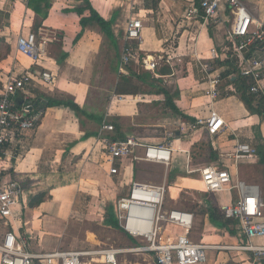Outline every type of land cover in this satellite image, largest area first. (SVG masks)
<instances>
[{"label": "crops", "instance_id": "1", "mask_svg": "<svg viewBox=\"0 0 264 264\" xmlns=\"http://www.w3.org/2000/svg\"><path fill=\"white\" fill-rule=\"evenodd\" d=\"M49 1L51 6L48 16L43 18L30 8V0H0L2 24L0 37L5 38L11 46V52L0 62V73L8 74L15 63L21 69H29L32 66L28 58L17 54L16 41L22 32L27 34L29 31H35V26L41 24L39 30H42L50 41L47 55L34 69L37 72H53L56 75V83L47 91L44 88L36 90V99L39 93L59 99L70 98L88 115V117H79L73 110L64 106L45 109V115L36 130L28 132L26 134L28 139H23L25 143L21 148V154L11 162L0 161V167L5 166L8 177L17 180L24 191L23 202L17 208V217L7 221L8 228L23 237L29 244L31 252L101 249L100 243L95 245L87 240L86 248L81 250L70 249L68 246L70 244L66 242L67 234L73 230L69 226L70 221L81 224L82 217L86 216L84 211H77L78 203L93 200L97 194L102 201L99 212V216H102V225L106 206L109 204L113 205L114 216L119 223L115 207L117 199L110 201L104 199L119 190L126 191L123 196L127 195L132 183L140 182L138 176L140 164L164 168V178L160 185L164 182L174 185L181 181V176L178 175L184 172L180 170L179 173H174L173 163L180 157L185 158L187 163V154H176L168 169L163 165L148 164L133 159L118 161L116 167L119 169V175H110L112 165L99 138L104 122L112 124L115 128L114 132L103 134V138L107 137L112 141H125L129 137H135L145 143L165 144L168 143L169 134H174L183 139L182 147L190 153L192 168L218 165L222 169L231 171L235 180L259 186L261 189V183L251 181L247 170L256 166L260 158L256 163H242L235 166L228 157L238 142L250 143L257 148L264 145V120L257 114H252L240 96L232 89L229 90L230 88L236 90L235 85L226 84L225 81L220 87L223 96L214 103V109L229 127L224 133L212 139L204 128L187 135L181 131L183 124L190 125L198 122L199 119H207L210 115L212 101L204 94L208 85L203 82V73L197 57L206 60L210 57L211 50L216 49L220 61L223 60L220 48L228 41L225 26L210 25L208 28H201L200 22L189 23L183 17L189 0L179 2L161 0L156 9L149 5L148 0H89L93 9L103 19L113 23L116 39V46H113L96 24L87 26L78 39L82 33V26L77 11L83 7L82 0ZM260 1L262 3L264 0L257 2ZM85 15H88V12ZM131 18H139L143 22L141 43L133 42L136 48L141 49L143 56L174 59L175 76H165L161 81L172 95H178L175 105L183 117L165 107L166 98L162 94H157L158 87L143 85L138 95L114 94L119 80V63L126 46V30ZM64 55L65 60L63 59L59 64L58 59H62ZM215 65L223 71L227 69L226 66L217 63ZM108 91L113 93L110 102H107L106 98ZM120 97L126 100H120ZM154 104L169 110V113L164 117L159 109L158 114L150 113ZM155 114L159 115L160 122L155 126L156 130L152 133L145 130L136 135V128L146 127L144 124L146 118H151ZM163 121H170L169 127L163 124ZM158 132L160 134H157ZM211 146L216 153V160L211 159ZM142 153V149H139L135 155L140 156ZM196 176L198 177L193 175L190 179ZM173 179H176L175 182L170 184ZM112 187L115 188V192ZM42 192L47 193L50 198L39 207L30 209L28 207L30 198ZM233 192L209 194L213 196L221 210V206L237 201L238 192ZM226 193L232 194L230 196ZM197 203L201 205L204 200L200 199ZM86 212H88L87 208ZM89 213L94 214L91 211ZM229 229L232 233L215 228L208 216L199 213L196 216L192 238L196 242L203 241L212 245L238 244L237 231L234 228ZM216 232L222 235L218 236ZM0 233L2 234V231ZM121 233L131 240V242L123 240L126 248H131L132 243L134 246L140 244L123 230ZM94 238L91 239L95 240ZM254 242L264 243V240ZM128 255H143L148 257L149 264H154L150 261L153 255ZM128 255L123 256L126 257V261L121 264L134 263L127 260ZM84 261L88 262L86 264H92L101 259L92 257L84 258ZM205 264L256 263L249 254L217 251L213 261Z\"/></svg>", "mask_w": 264, "mask_h": 264}, {"label": "built area", "instance_id": "2", "mask_svg": "<svg viewBox=\"0 0 264 264\" xmlns=\"http://www.w3.org/2000/svg\"><path fill=\"white\" fill-rule=\"evenodd\" d=\"M179 2L182 0H167ZM259 1V0H257ZM184 19L189 23H199L201 28L225 26L227 40L232 44L230 60L240 68V74L251 81L249 93L264 99V19L256 18L244 5L243 0H189ZM230 27H227V26ZM143 22L131 18L126 30V46L119 63V73L135 65L161 79L163 67L172 69L175 76L174 59L142 55L141 49L133 42L141 43ZM49 37L42 30L21 33L16 41V52L32 62L29 69H21L17 63L12 70L0 73V161H13L21 154L28 132H34L45 115V109L34 103L36 90L46 91L55 86L56 75L51 71L37 72V67L47 55ZM220 60L219 52L212 49L210 57H197L203 73V82L208 87L205 96L211 99L210 115L190 125L183 124L184 135L204 128L214 137L224 133L229 127L214 109V103L223 95L221 86L226 81L223 69L215 63ZM236 92L234 88H230ZM227 92V91H226ZM121 100L123 97H120ZM112 124L104 122L100 139L111 163L110 175H119L118 161L133 159L143 163L163 165L170 168L176 154H187L185 178L198 175L206 193L221 194L225 191L238 192L237 201L221 206L225 220L231 222L230 228L237 231L236 245H212L194 241V213L168 208V201H177L185 188H179L177 199L172 197L171 189L177 184L162 185L134 182L127 195L115 202L117 218L121 229L140 242L131 248H101L86 251H62L33 253L29 244L18 233L9 230L7 221L16 218L15 209L24 199L20 183L9 178L5 166L0 167V264H84V258L99 257L103 264H121V258L128 254H151L156 264H205L208 251H230L249 254L256 264H264V195L259 186L235 180L233 173L218 165L194 169L190 165V153L183 149V139L169 134L168 143L152 144L129 137L125 141H112L103 134L114 132ZM102 136V137H101ZM27 142V141H26ZM142 149L143 153L136 156ZM233 165L256 163L259 149L250 143L238 142L228 155ZM7 162V163H9ZM166 170V174H167ZM185 178H181L184 180ZM195 180L194 178H191ZM197 190V189H188Z\"/></svg>", "mask_w": 264, "mask_h": 264}, {"label": "trees", "instance_id": "3", "mask_svg": "<svg viewBox=\"0 0 264 264\" xmlns=\"http://www.w3.org/2000/svg\"><path fill=\"white\" fill-rule=\"evenodd\" d=\"M83 7L79 8L77 14L81 17V26L82 33L78 36V39L81 38L84 30L89 25L96 24L101 32L105 35V37L110 41L113 46H116V39L113 30V23L111 21H106L103 19L92 7L89 0H82ZM161 0H148L149 5L156 9ZM147 2V4H148ZM50 1L49 0H30V8L39 16L46 18L48 16V12L50 9ZM88 12V15L85 13ZM41 24H37L35 26V31L40 29ZM0 42H6L5 38L0 37ZM7 43V42H6ZM7 52L4 54V58L11 52V46L7 44ZM134 46V44H133ZM232 53V44L228 40L225 45L220 48V54L223 56V60H218L216 63L220 66H226L227 69L223 72V78L226 80V84H233L236 88V94H238L241 100L244 102L248 110L252 114H257L264 120V99L249 93L250 83L251 81L240 74V68L235 66V63L230 60V55ZM1 56V54H0ZM66 56L62 59H58V63H62L63 59L65 60ZM118 83L114 90V94L117 96H127V95H138L141 92V88L143 85H149L152 88H157V94H162L165 96V107L171 109L174 113L182 116L181 112L178 110L175 105L176 96L172 95L164 83H162L161 79H157L152 76L146 70L138 72L135 68V65H131L127 67L126 72L119 73L118 72ZM1 86V84H0ZM161 89H160V88ZM34 103L42 106L44 109H48L51 107H60L64 106L73 110L79 117L86 116L85 111H83L73 99L70 98H54L48 96L44 93H39L37 99ZM183 117V116H182ZM213 139V137H211ZM211 159L216 160V153L213 151V147L211 146ZM259 149V157L260 164L264 166V145H261ZM174 177V176H173ZM50 197L47 196V193H39L38 195L32 196L28 202V207L30 209H35L39 207L41 204L47 201ZM204 203L201 205L196 204V210L200 212L204 216H208L211 224L218 229H225L226 231H230L231 222L225 220L223 212L218 208L213 196L209 193L202 198ZM103 225L105 227L116 229L122 232V229L119 226L118 221L114 216V208L112 204L106 206L105 220Z\"/></svg>", "mask_w": 264, "mask_h": 264}, {"label": "rangeland", "instance_id": "4", "mask_svg": "<svg viewBox=\"0 0 264 264\" xmlns=\"http://www.w3.org/2000/svg\"><path fill=\"white\" fill-rule=\"evenodd\" d=\"M244 5L249 9V11L253 14L259 17L260 19L264 18V1L261 3V1L258 3L256 0H243ZM2 26L0 22V27ZM8 43L6 42H0V62L4 60V54L7 52V45ZM6 55V54H5ZM157 57V56H155ZM136 70L138 72L143 71V68L136 67ZM113 97L112 91H108L106 94L107 102H110ZM120 99V98H119ZM121 100V99H120ZM161 107L157 104H154L151 107L150 113H157L158 109L161 110V114L164 117L165 114L169 113V110H164V108L160 109ZM147 110V108H146ZM156 114L153 117H147L146 120L144 121L146 124V127H140L136 128L135 134H141L145 130L150 131L151 133L156 130V125L159 124V118L156 116ZM153 119V120H150ZM163 124H166L167 127L170 125V121L164 122ZM173 124V123H172ZM178 127V123L176 125ZM172 132V130H170ZM163 133V131H161ZM166 130L164 129V134ZM157 134H160L158 132ZM207 136V135H206ZM260 162H257L256 166L249 167L248 174L251 176V181L261 183V189L262 193L264 195V166L261 164H258ZM186 159L183 157H180L178 160H175L173 163V171L174 173H179L180 170L182 172H185L186 169ZM140 170H139V181L142 183H147V184H154V185H160L163 181L164 178V168L159 167V166H152V165H143L140 164ZM172 173V175H174ZM178 176H181V178H185L186 174H179ZM183 176V177H182ZM195 180L185 178L184 180H181L178 182L175 187H172L171 192H172V197L174 199H177L178 193H179V188H185L183 192L181 193V196L178 198L177 201L172 202L171 200L168 201V208H177V209H182V210H187L189 212H192L195 214V216H198L200 212L196 210V204L197 201L202 199L204 195H206V192L204 190V187L200 181H198V177H194ZM176 179L171 180L169 183L173 184ZM188 189H197V190H188ZM112 190L114 192L116 191L114 187H112ZM105 192V191H104ZM109 193V190L107 191ZM236 193V191H234ZM233 192V193H234ZM113 193V192H112ZM126 193V191L121 192V190L117 191L116 194H112V196H106L104 199L107 201V199L114 200L120 198V196H123ZM121 194V195H120ZM232 193H226V195L231 196ZM93 200L89 201H82L78 203L77 206V211H84L86 216L82 217V222L81 224H74L70 221L69 226L73 228L71 233L67 234L66 242L70 245V249L74 250H81L83 248H86V244H88L87 241L92 242L93 244H98L100 243L101 247L99 248H109V247H115V248H126L124 246L125 241L131 242V240L125 236L123 233L120 231H116L110 228L105 227L102 225V216H99L101 212V205L102 201H100V197L95 194ZM86 208L88 209V212H86ZM89 211L94 212V214L89 213ZM15 212L17 213V208L15 209ZM25 217V216H24ZM23 220V216H22ZM25 221V218H24ZM216 235L221 236L222 234L219 232H216ZM95 237V240H92L91 238ZM215 237V236H214ZM199 240V239H198ZM97 241V242H96ZM35 242V241H34ZM37 242V241H36ZM131 244V243H130ZM208 244V243H206ZM221 245H223L221 243ZM134 247V244L132 243L131 245ZM68 248V247H67ZM48 253V252H45ZM207 262H212L213 257L217 255V251H208L207 253ZM146 255H151V254H146ZM127 260L129 259L130 262L138 263V264H149V259L148 257H145L143 255L141 256H135V255H128ZM126 257L121 258V262H125ZM148 259V260H147ZM152 263L155 264V259L152 260ZM154 261V262H153ZM88 262L84 261V264ZM93 263H96L94 261ZM133 263V264H134Z\"/></svg>", "mask_w": 264, "mask_h": 264}, {"label": "water", "instance_id": "5", "mask_svg": "<svg viewBox=\"0 0 264 264\" xmlns=\"http://www.w3.org/2000/svg\"><path fill=\"white\" fill-rule=\"evenodd\" d=\"M161 75L162 76H168V75H171L172 73V70L168 67H163L160 71ZM178 135H180V133H177Z\"/></svg>", "mask_w": 264, "mask_h": 264}, {"label": "bare ground", "instance_id": "6", "mask_svg": "<svg viewBox=\"0 0 264 264\" xmlns=\"http://www.w3.org/2000/svg\"><path fill=\"white\" fill-rule=\"evenodd\" d=\"M203 185V184H202ZM204 187V186H203ZM92 264H103V261H96V263H92Z\"/></svg>", "mask_w": 264, "mask_h": 264}]
</instances>
